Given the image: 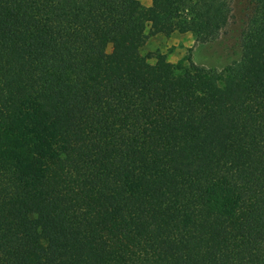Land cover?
<instances>
[{"label": "trees", "instance_id": "trees-1", "mask_svg": "<svg viewBox=\"0 0 264 264\" xmlns=\"http://www.w3.org/2000/svg\"><path fill=\"white\" fill-rule=\"evenodd\" d=\"M0 0V264H264V0ZM155 58V62L150 59Z\"/></svg>", "mask_w": 264, "mask_h": 264}, {"label": "rangeland", "instance_id": "rangeland-1", "mask_svg": "<svg viewBox=\"0 0 264 264\" xmlns=\"http://www.w3.org/2000/svg\"><path fill=\"white\" fill-rule=\"evenodd\" d=\"M141 2L144 5L151 4V0H141ZM231 2L233 11L229 24L216 40L198 43L190 32L176 31L170 35L158 33L147 40L142 47V53L160 51L174 63L190 55L195 63L217 69H223L233 61L239 60L242 55L241 32L255 4L252 0H231ZM150 61L155 62V58H151Z\"/></svg>", "mask_w": 264, "mask_h": 264}]
</instances>
